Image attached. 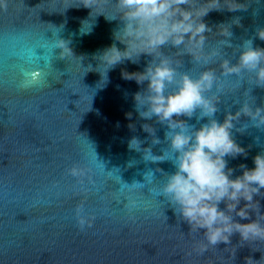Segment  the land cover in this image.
<instances>
[{
	"label": "water",
	"instance_id": "95a60500",
	"mask_svg": "<svg viewBox=\"0 0 264 264\" xmlns=\"http://www.w3.org/2000/svg\"><path fill=\"white\" fill-rule=\"evenodd\" d=\"M239 2L248 10L204 17L213 29L206 48L219 52L215 61L225 55L235 63L237 55L227 41L220 43L217 25L228 24L222 29H231L234 47L264 27V0ZM115 14L108 0H0V264H245L246 257L264 264V241L242 248L238 234L231 245L199 254L201 234L189 233L157 197L162 174L174 170L171 163L144 161L128 141L135 136L142 148L161 155L166 129L139 118L133 96L142 86L121 75L143 71L151 57L117 65L105 83L106 66L97 59L114 42L124 48L113 40L120 21L105 19ZM254 46L264 48V41L257 38ZM181 59V70L193 76L202 70L189 55ZM211 66L219 72L218 62ZM255 83L252 73L222 78L216 118L222 122L238 102L264 106V88ZM143 123L153 125L161 143L152 144ZM188 123L199 126L195 116ZM234 137L248 156L229 158L233 178L240 164L254 167L253 157L264 151V130ZM73 166L84 175H70ZM256 199L264 211V198Z\"/></svg>",
	"mask_w": 264,
	"mask_h": 264
},
{
	"label": "clouds",
	"instance_id": "9594fccd",
	"mask_svg": "<svg viewBox=\"0 0 264 264\" xmlns=\"http://www.w3.org/2000/svg\"><path fill=\"white\" fill-rule=\"evenodd\" d=\"M109 3L116 14L104 16L108 21H120L113 31V40L124 48L121 50L114 42L97 54L100 64L106 66L104 83L108 71L117 65L125 61L137 64L142 55L151 57L143 71H122L121 75L123 79L134 80L142 86L133 96L139 118L154 120L166 129L164 142L167 148L161 155L153 154L151 147L142 148L143 141L135 136L128 141V148L142 152L144 161L171 163L174 170L162 174L157 197L164 198V204L173 211L178 221L188 225L189 233L201 234L203 240L195 246L199 254L207 251L209 246L231 245L236 234L239 235L238 243L245 242L240 245L242 248L249 241H264V211L260 200L256 199L264 198V151L253 157V168L240 164L241 174L235 178V170L228 166L229 158L248 156V150L237 143L234 132L244 134L249 128L264 130V106L238 102L239 109L234 113L225 110L222 122L216 118L221 96L224 95L220 87L222 78L252 73L255 86L264 88V48L254 46L255 39L264 41V27H257L252 38L234 47L231 29H222L228 24L217 25L220 43L227 41L225 47L235 48L237 55L235 63L225 55L215 61L213 58L219 56V52L206 48V34L213 29L205 23L204 17L212 11H247L244 2L115 0L113 3L110 0ZM83 5L91 8L88 4ZM234 19L240 22L239 17ZM91 27L87 32L81 31L82 34L89 33ZM166 49L176 51L166 52ZM184 55H189L193 64H202L197 76H193L191 71L181 70V57ZM216 62L219 72L211 66ZM126 116L131 119L132 113ZM194 116L198 127L188 123V119ZM241 117H246L247 122L242 123ZM128 126L135 129L134 124ZM141 127L152 137L153 145L161 143L152 124L143 123ZM149 154L163 158L146 159ZM68 173L82 176L84 170L73 166ZM84 223L81 219L80 224ZM252 261L256 260L245 258V264Z\"/></svg>",
	"mask_w": 264,
	"mask_h": 264
},
{
	"label": "snow or ice",
	"instance_id": "6c2138e0",
	"mask_svg": "<svg viewBox=\"0 0 264 264\" xmlns=\"http://www.w3.org/2000/svg\"><path fill=\"white\" fill-rule=\"evenodd\" d=\"M108 2H110V0H108Z\"/></svg>",
	"mask_w": 264,
	"mask_h": 264
}]
</instances>
